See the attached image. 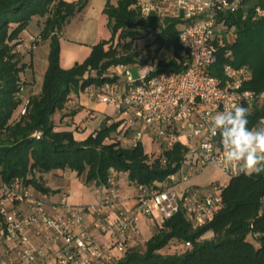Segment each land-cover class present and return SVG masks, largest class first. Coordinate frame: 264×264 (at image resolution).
I'll return each mask as SVG.
<instances>
[{
  "label": "trees",
  "instance_id": "obj_1",
  "mask_svg": "<svg viewBox=\"0 0 264 264\" xmlns=\"http://www.w3.org/2000/svg\"><path fill=\"white\" fill-rule=\"evenodd\" d=\"M87 1L0 0V184L17 177L31 184L35 192L50 193L41 178L44 172L67 168L83 176L86 183L99 184L112 167L126 172L135 187L142 184L150 188L164 181L183 159L184 149L179 143L162 152L165 162L161 157L150 159L141 144L123 145L114 135L118 122L107 124L108 118L84 139H77L72 130L56 128L54 114L66 107L71 93L108 79L101 74L111 64L136 66L152 58L166 71L180 68L177 34L185 19L167 12L159 15L157 9L143 14L137 0H104L110 36L93 44L82 61L63 67L59 63L60 33ZM241 2L236 11L221 16L225 24L221 31L231 29L233 40L230 44L223 42L224 37L216 41L213 72L221 75L228 60L223 53L230 46L233 64H246L252 71L246 87L260 91L264 89V16L251 20V15L256 5L264 9V0ZM34 17L39 21L38 32L28 35L30 45L24 51L20 47L24 41L21 34ZM141 37L148 42L138 48L134 42ZM40 40L49 49L47 66L39 90L26 95L27 108L21 113L25 82L21 74L30 65L24 58L27 53L31 55ZM241 106L249 111L248 127H255L264 115V105ZM263 195L264 173L258 178L232 176L222 190L223 205L212 221L193 227L181 211L175 212L146 241L128 246L110 264H264V209L262 214L257 213Z\"/></svg>",
  "mask_w": 264,
  "mask_h": 264
},
{
  "label": "built area",
  "instance_id": "obj_2",
  "mask_svg": "<svg viewBox=\"0 0 264 264\" xmlns=\"http://www.w3.org/2000/svg\"><path fill=\"white\" fill-rule=\"evenodd\" d=\"M162 2L164 5L160 7L156 0H137L143 14L157 9L159 15L167 12L185 19L177 34L180 68L166 71L152 58L136 66L111 64L101 74L108 79L98 85L88 84L80 91L96 102L115 107V115L106 122H118L114 135L123 145L134 147L141 144L152 159L161 157L164 150L179 143L184 149L180 165L164 181L155 182L150 188L138 184L136 204L131 208L122 203L120 171L112 167L106 180L93 187L100 196L99 200L88 206L72 205L65 200L50 204L49 193L35 192L33 186L22 178L2 182L0 241H3L4 248L0 251V264H40L54 250L57 251L54 264H110L117 257L114 249L123 253L130 239L141 233L142 217H150L156 228H160L165 219L181 211L193 227H201L212 221L222 207V190L237 174L221 170V138L219 133L213 134L210 130V115L232 104L264 105V89L257 91L246 87L252 71L246 64H233L230 46L225 47L223 53L228 60L222 66L221 75L213 72L217 60L216 41L221 42L224 37L223 42L230 44L233 40L231 29L222 33L225 24L221 16L224 12L236 11L242 2ZM252 9L251 20L264 16L262 7L256 5ZM246 15L244 9L243 17ZM91 73L94 75L95 71ZM27 102L28 97H23L21 113H25ZM255 127H264V115L259 117ZM144 141L152 149H147ZM160 159L165 162L163 157ZM207 166L222 172L227 181L212 182L206 187L186 185L188 179ZM107 206L112 207L114 214L105 217L99 231L108 233L110 238L98 243L99 235L87 228L84 218L88 213L100 214ZM263 209L264 195L261 196L258 215ZM29 231L40 241L34 242ZM185 244L189 246L190 242Z\"/></svg>",
  "mask_w": 264,
  "mask_h": 264
},
{
  "label": "crops",
  "instance_id": "obj_3",
  "mask_svg": "<svg viewBox=\"0 0 264 264\" xmlns=\"http://www.w3.org/2000/svg\"><path fill=\"white\" fill-rule=\"evenodd\" d=\"M92 0L88 1L86 4V8H89L90 6L94 8L96 19L98 20V25L96 28V32H92L94 39L92 41H83L77 42V37L80 35V30L78 28L72 27L70 30L67 31V26L71 24L70 17L67 24L64 26L62 32L60 33V59L59 63L65 68H68L74 62H80L83 60L84 57H86L90 51L91 46L95 44L100 39H106L110 36L109 29L107 28V22L108 19L103 12L104 7V0H96L95 7L91 5ZM84 7V9H86ZM78 12L76 14H81L83 11ZM100 26L105 28V32L102 33L100 31ZM29 27V26H28ZM27 27V28H28ZM24 30L23 36V43L21 44V49L26 50L27 47L30 45L29 41V34L30 32L28 29ZM27 33V35H26ZM91 33V34H92ZM65 44V48H72L74 49V55L71 59V61L68 63H65L62 59V52H63V43ZM78 43V44H76ZM73 46H72V45ZM48 46L46 43L37 46L34 51L29 55V53L26 54V58L28 59V64L30 66H33V72H31V82H33V78L38 79L40 81L39 88L41 85L42 80V74L47 66V53H48ZM71 50V49H70ZM72 51V50H71ZM24 72V71H23ZM22 72V73H23ZM40 74V78L37 74ZM33 77V78H32ZM28 80V78H26ZM71 110H75L74 113H70ZM115 107L102 103V102H96L93 98H90L88 94L83 93L82 91H73L71 93V99L69 103L66 105V107L61 110L57 111L54 114V120L56 123V128H62V129H69L72 130L74 136L77 139H84L87 135L90 133L95 132L99 125L105 120V118H113L115 115ZM97 118L99 119L98 124L95 122L97 121ZM93 126V127H91ZM222 179L223 180H215L214 182H225L227 181L226 176L221 172ZM42 181L44 185L48 186L51 189V192L49 193V201L50 204H57L62 200H65L69 204H77V205H83L88 206V204H95L99 200V195L93 190V187L95 185V182H85L83 179V176H80L76 173L75 170L70 169H61L58 168L57 170L44 172L41 176ZM119 188L121 189V198L122 203L125 207L131 208L135 207V195L137 193V189L135 185L128 179V175H126V172L120 171V178H119ZM17 205H23V203H17ZM49 206V209H51V206ZM114 214V211L112 207H104L102 212L100 214H93L88 213V215L85 216V224L88 229L94 234L99 235L98 243L108 241L110 236L108 233H101L99 231V225L105 220L106 216H112ZM154 228V229H153ZM153 229V230H152ZM156 230V226L154 221L150 217H142L140 220V231L141 233L136 235L135 237H132L128 243V246L135 245L137 243H142L146 241L148 237H150ZM31 235V239L34 242H39L40 239L37 238L35 235L31 234V232H28ZM3 241H0V251H3ZM57 251L54 250L50 252L47 257L40 262V264H54L53 259L56 255ZM114 253L118 257L121 255V253L114 249Z\"/></svg>",
  "mask_w": 264,
  "mask_h": 264
},
{
  "label": "clouds",
  "instance_id": "obj_4",
  "mask_svg": "<svg viewBox=\"0 0 264 264\" xmlns=\"http://www.w3.org/2000/svg\"><path fill=\"white\" fill-rule=\"evenodd\" d=\"M248 115V109L237 104L210 115V130L221 138L222 171L231 170L237 175L264 173V127L249 128Z\"/></svg>",
  "mask_w": 264,
  "mask_h": 264
},
{
  "label": "rangeland",
  "instance_id": "obj_5",
  "mask_svg": "<svg viewBox=\"0 0 264 264\" xmlns=\"http://www.w3.org/2000/svg\"><path fill=\"white\" fill-rule=\"evenodd\" d=\"M88 1H90V0H88ZM88 1H87V3H88ZM113 1H115V0H113ZM95 3H96V0H92L91 5L95 7V5H96ZM156 3H158L160 5V7H162V5H164V4H162L163 2H161V0H157ZM162 9H163V11L166 12L164 7ZM95 10L93 7L90 6L89 8L84 9V11L81 14H75L72 16V18H70L71 24H69V26H67V31H68V29L70 30L72 27H74V29L78 28L80 30V33H79L80 35L76 39L78 43L82 42V40L83 41H92L94 39L92 32H94V33L96 32V28L98 25V20L96 19ZM32 21H33V23L27 29L30 33H36V32H38V27H39L38 22L39 21L36 19V17H34V19ZM100 31L102 33H104L105 28L100 26ZM232 33L233 32L230 31V36L233 35ZM22 34L23 35L25 34L24 31L22 32ZM26 35H27V33H26ZM146 42H148V39L145 37H141V38L137 39L134 43H135V46H137L139 48V46H142ZM44 43L45 42L43 40H40L38 42V46L42 45ZM62 43H63V41H62ZM78 43H76V44H78ZM64 45L65 44L63 43L62 59L65 63L69 64V62L71 61V59L74 55V53H73L74 49L65 48ZM59 48H60V46H59ZM59 59H60V55H59ZM24 60H25V58H24ZM135 70L136 69L134 68L133 72H135ZM31 72H33V66L28 65L26 67L25 71L21 74V78L25 79V82L22 83V86H24V89L21 91L23 97H26V95L29 94L30 92H37L39 90L40 81H38V79L33 78V77H32L33 82H31V80H29V79H31ZM37 75L40 78V74L38 73ZM26 78H28V81ZM14 113L16 114L17 110ZM98 122H99V119L97 118V121L95 122V124L96 123L98 124ZM91 127H93V126H91ZM144 144H145L147 149H149V150L152 149L151 145L149 143H147V141H144ZM218 179L223 180L221 172L212 166H207V167L201 169V171H199L198 173L194 174L190 179H188L186 185L187 184H197L199 186L206 187L207 185L211 184L212 182H214L215 180H218ZM208 236L209 235H207V237ZM249 237L252 241L257 243V241H255L251 235H249Z\"/></svg>",
  "mask_w": 264,
  "mask_h": 264
},
{
  "label": "water",
  "instance_id": "obj_6",
  "mask_svg": "<svg viewBox=\"0 0 264 264\" xmlns=\"http://www.w3.org/2000/svg\"><path fill=\"white\" fill-rule=\"evenodd\" d=\"M262 175V173L261 174H253V175H251L252 177H255V178H258L259 176H261Z\"/></svg>",
  "mask_w": 264,
  "mask_h": 264
}]
</instances>
